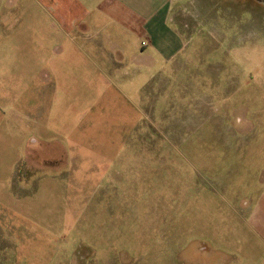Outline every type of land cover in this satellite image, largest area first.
I'll list each match as a JSON object with an SVG mask.
<instances>
[{
  "label": "rangeland",
  "instance_id": "374dc122",
  "mask_svg": "<svg viewBox=\"0 0 264 264\" xmlns=\"http://www.w3.org/2000/svg\"><path fill=\"white\" fill-rule=\"evenodd\" d=\"M181 3L170 59L109 15L86 34L100 45L18 46L35 57L0 76V264H206L211 244L242 264L264 182L260 4Z\"/></svg>",
  "mask_w": 264,
  "mask_h": 264
},
{
  "label": "crops",
  "instance_id": "0c3cea01",
  "mask_svg": "<svg viewBox=\"0 0 264 264\" xmlns=\"http://www.w3.org/2000/svg\"><path fill=\"white\" fill-rule=\"evenodd\" d=\"M182 0H0V76L13 77L21 68L24 57L33 59V54L18 52V46H36L39 53V33L45 36V43H53L59 49V43L66 40L67 45L76 46L75 38L84 39L89 45H100L102 40L86 37L89 30L103 29L107 15L112 22L121 28L128 29L131 34L138 31L140 44L151 49L162 59H170L181 45L179 37L181 30L175 25L172 15L182 9ZM260 16L264 17V0H259ZM125 14L126 19L119 20L117 15ZM113 15H116L114 17ZM260 21L264 23V19ZM263 19V20H262ZM108 21V17H107ZM264 31V25L262 26ZM14 30L23 34L29 30V36L10 37L6 31ZM87 38V39H86ZM9 47V48H7ZM149 47V48H148ZM172 48V49H171ZM116 50V49H115ZM147 51V50H146ZM110 61L122 64L127 61L125 53L110 52ZM156 54V53H155ZM142 59L153 62L147 51L141 55ZM39 59V55L36 56ZM264 181V179H263ZM243 215L240 217V236L245 242L243 260L236 258V263L264 264V182L259 191L249 199L244 200ZM207 241V240H205ZM203 243V242H202ZM206 245V244H205ZM202 246V245H201ZM205 255L211 258L206 264H235L226 247L227 252L219 251V246H202ZM225 250V251H226ZM236 255V253H234ZM225 256L221 259V256ZM216 260H220L219 262Z\"/></svg>",
  "mask_w": 264,
  "mask_h": 264
},
{
  "label": "built area",
  "instance_id": "2783aa9c",
  "mask_svg": "<svg viewBox=\"0 0 264 264\" xmlns=\"http://www.w3.org/2000/svg\"><path fill=\"white\" fill-rule=\"evenodd\" d=\"M145 43V41H142V44H144Z\"/></svg>",
  "mask_w": 264,
  "mask_h": 264
}]
</instances>
